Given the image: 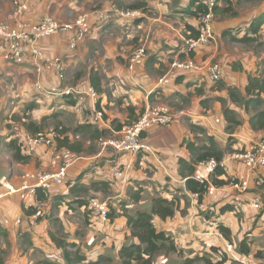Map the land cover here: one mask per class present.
Here are the masks:
<instances>
[{
	"label": "crops",
	"instance_id": "0c3cea01",
	"mask_svg": "<svg viewBox=\"0 0 264 264\" xmlns=\"http://www.w3.org/2000/svg\"><path fill=\"white\" fill-rule=\"evenodd\" d=\"M22 1L29 4L20 18L24 22L33 24L45 16H52L61 23H71L84 15L91 29L78 41L76 48L70 46L74 31L49 36L39 42L38 47L44 53L64 58L66 77L62 81L55 70L45 66L38 70L31 51L27 52L23 63L8 62L4 57L7 43L0 40V139L5 137L2 139L4 145L8 142L7 146L13 149V158L22 171L21 176L13 174L4 187L0 186V192L5 194L0 198V219L9 220L1 228L7 236L0 237L3 250L6 248L9 252L5 264H33L45 257L65 264L63 249L49 234L51 213L71 235L76 228L81 230L80 226L90 228L84 240L76 235L66 238L77 245L88 261L105 255L110 256L113 263L121 264L120 249L131 239L127 218L120 215V203L125 201L130 211L149 210L153 198L158 196L175 200L177 209L173 217L155 216L153 221L158 230L171 235L176 249L162 251L153 264H184L186 258L197 255H205L214 263L223 260V264H247L248 260L264 257V167L250 171L235 156L238 149L263 137L264 129H252L249 122L252 112L232 102L228 92L231 86L243 94L248 74L264 68V56L258 58L255 50L250 57L231 56L225 49V40L230 36L223 37V32L235 26L217 23L216 39L218 37L223 51L224 78L212 82L205 69L193 70L162 85L160 79L174 59L193 60L203 66L212 63L219 49L215 40V44L196 52L183 50L184 40L190 34L188 25L197 27V18L190 11V0ZM13 2L0 0V20L13 22L18 19ZM125 9L138 10L140 14L135 18L120 15L119 10ZM100 11L112 14V19H99ZM143 45L151 52L148 61L129 69L130 56ZM222 81L223 85L219 86ZM37 82L44 88L56 86L61 91L47 94L37 87ZM90 87L96 90V97L89 94ZM13 89L18 94V107L9 109L7 98L8 94H14ZM68 89L75 92L65 93ZM212 97L224 98L242 123L228 130L223 106L218 100L209 102ZM148 104L166 105L174 115L170 125H153L145 134L157 158L152 154L121 155L112 147L103 146L102 138L117 137L124 126L140 117ZM97 111L102 112V116H96ZM217 119L220 121L216 122ZM18 121L24 138L39 131L53 133L63 128L61 136L80 156L71 168L70 185L51 189L46 215H41V210L34 207L29 208L31 213H26L18 198L19 192L7 193L10 187H21L22 174L26 172L55 170L52 150L45 146L25 161L16 159V151L9 142L14 138V124ZM192 123L205 128V134L212 136L219 147L227 149L223 158L225 174L221 179L246 176L245 189L236 188L230 181L215 186L213 193H206L201 199L186 189V177L180 174L179 160H190L192 156L183 142L185 139L200 142L202 137L192 130ZM84 125L90 127L84 128ZM112 158L122 164L120 177L114 175L116 165L111 162ZM94 182L104 183L87 192H77ZM75 184V192H72ZM137 190L141 198L135 202L130 198ZM93 196L106 201L116 214L110 225L88 212L85 204L77 202V199L87 200ZM258 201L260 208L256 207ZM225 206L230 208L224 211ZM86 211L91 218L85 216ZM18 219L20 224L16 223ZM221 225L230 230L231 240L222 234ZM20 230L25 232L24 236L19 235ZM132 241L137 242L136 239ZM242 243L248 250L246 254L240 251Z\"/></svg>",
	"mask_w": 264,
	"mask_h": 264
},
{
	"label": "built area",
	"instance_id": "2783aa9c",
	"mask_svg": "<svg viewBox=\"0 0 264 264\" xmlns=\"http://www.w3.org/2000/svg\"><path fill=\"white\" fill-rule=\"evenodd\" d=\"M16 7V15L18 19L13 22L0 20V40L7 43V51L4 54L5 59L10 63H23L27 57V52L31 51L35 58L36 65L41 70L42 66L48 69L55 70L58 77L63 80L66 77V63L64 58L59 55H48L44 53L39 47L38 43L41 39L59 35L68 31H74V35L70 40V46L76 48L79 40L84 39L90 32L91 26L87 16L81 15L71 23H61L52 16H45L37 23H27L20 18L25 11L29 9L28 1L14 0ZM197 3L204 7L205 12L197 17V31L195 37H187L184 40L183 50L186 53L196 52L214 42L216 35L214 31L215 23V8L219 0H197ZM120 15L129 16L132 18L138 17L140 12L138 10L125 9L119 10ZM98 17L101 20H111L112 14L100 11ZM149 54L145 46L136 48L128 61V68L133 70L136 67L144 64L148 59ZM206 70L208 78L212 82H219L223 78V70L219 63L212 62L206 65H200L193 60L174 59L167 73L160 79L162 85H166L170 80L178 75L184 74L188 71ZM37 87L47 94L60 93V88L52 86L44 88L39 82ZM75 92L74 89H68L65 93ZM93 97L97 96V92L93 87L88 90ZM96 116H102V112L97 111ZM174 120V115L170 108L166 105L148 104L140 117L124 126L119 135L115 138L101 139L104 147H112L118 154L138 156L139 154H152L156 156L155 149L147 141L145 134L153 125H170ZM220 120L217 119L216 122ZM45 146L52 150V159L55 165V170L51 172H26L22 175V185L20 188H8L7 193L12 194L19 192L23 207H34L44 210L50 205L51 189L55 186L64 185L70 175L72 166L80 159V156L69 148H59L49 132H37L29 135L22 142V151L29 154L34 153L39 147ZM235 156L245 165L250 171L258 170L264 167V136L253 141L249 145L238 149ZM112 163H115L116 168L114 175L120 177L123 174L121 162L112 158ZM219 167L224 168V161H217L209 159L200 162L193 173V178L207 183V192L213 193L215 185L212 183V176ZM187 179V178H186ZM232 184L238 189H245L247 187L246 176L242 178L232 179ZM43 197H39V194ZM5 194L0 192V198ZM198 196L197 193H194ZM256 207L260 208V201L256 202ZM85 208L91 212L93 216L108 222L110 220V207L106 201L97 197H90L86 200ZM21 220H17L20 224ZM9 223L7 219H0V229ZM247 264H264V257L261 259H251Z\"/></svg>",
	"mask_w": 264,
	"mask_h": 264
},
{
	"label": "trees",
	"instance_id": "16d2710c",
	"mask_svg": "<svg viewBox=\"0 0 264 264\" xmlns=\"http://www.w3.org/2000/svg\"><path fill=\"white\" fill-rule=\"evenodd\" d=\"M223 1V0H219ZM230 4L243 3V2H260L264 0H227ZM233 3V4H234ZM219 4V3H218ZM190 6L192 7L191 14L194 17H199L202 13L205 12L203 6L197 3V0H190ZM245 28L242 26L237 27H228L223 32V37L230 36L231 41L240 42L244 44H249L253 42L264 43V10L260 11L254 15L248 22L245 24ZM188 30L190 34L189 37H195L198 34L196 27L188 25ZM44 39V38H43ZM42 40V39H41ZM40 40V41H41ZM39 41V42H40ZM39 44V43H38ZM57 74V73H56ZM58 77V74H57ZM58 79L62 81L59 77ZM93 86L97 89L96 84L92 81ZM229 96L232 102L242 105L247 112H252L249 122L252 129L260 131L264 129V68L257 69L254 73L248 74L247 84L245 86V92L242 94L236 87L228 88ZM224 103V99H221ZM225 119L228 123V130H231L233 127H237L242 123L239 119L238 113L229 106H225L223 109ZM82 127H90V125H84ZM192 130H198L202 133H206L205 128L199 125H192ZM63 128H58V130L51 133L53 135L54 141L59 148H69L75 151V147L70 145L66 138L61 136ZM41 132V131H39ZM94 134V133H93ZM98 137V136H97ZM100 137V135H99ZM18 142L12 139L9 142V145L14 147L16 159L25 161L29 156H26L22 151V142ZM190 153L191 159L186 160L180 158L179 160V171L180 174L186 177V189L189 192L197 193L199 199H201L204 194L207 192V183L200 182L193 178V173L195 172L196 166L202 162L209 159H215L217 161L223 160L227 149H222L217 144L216 140L212 136H206V139H201L200 142L194 140L185 139L183 142ZM225 174L223 167H219L215 174L212 176V183L215 186H220L226 184L232 180L221 179V176ZM104 182H94L89 187H82L77 190L78 193L87 192L91 189L97 187V184H103ZM76 184L72 186V192H75ZM39 197H43L39 194ZM141 198L140 190H137L135 194L131 196L132 201H139ZM77 202L80 205L86 204V199H77ZM54 203H57L54 202ZM121 212L120 215H123L127 218V226L130 229V239L131 241L124 244L120 249V259L121 264H153L156 256L162 251L175 250V244L171 235L165 231H160L156 228L154 224V217L159 216L162 219H167L168 217H173L176 212V203L175 200H169L168 198L158 196L153 198L152 205L149 210L135 209L130 211L127 208L126 202H121ZM31 208V207H29ZM23 207L26 213H31V211ZM230 207L225 206L222 210L226 211ZM91 213V212H90ZM41 216V215H40ZM116 214L111 210L109 212L110 220L113 221ZM43 217V216H41ZM52 221V229L49 234L52 241L60 248L63 249V257L65 264H110L113 259L110 256L101 255L96 261H88L85 254H82L77 248V245L73 242H68L64 234V227L58 217H55L53 213L48 216ZM222 234L228 239L231 240V232L225 226H219ZM6 235L4 229H0V236ZM136 239L137 242L132 241ZM243 243L240 246V251L243 253H248V250H245ZM3 250L0 245V264H5V259L2 256ZM33 264H61L51 258L45 257L40 260H37ZM184 264H223V260L214 263L207 256L197 255L193 258H186Z\"/></svg>",
	"mask_w": 264,
	"mask_h": 264
},
{
	"label": "rangeland",
	"instance_id": "374dc122",
	"mask_svg": "<svg viewBox=\"0 0 264 264\" xmlns=\"http://www.w3.org/2000/svg\"><path fill=\"white\" fill-rule=\"evenodd\" d=\"M233 3L230 4L229 1L223 0V1H220L219 4L216 6L215 13H214L215 14V23H214L215 35H216V27L215 26L217 25V23H224L225 25H233V26H235L234 29H236L239 26H242V28H245L246 22H248L254 15L259 13L262 10V8H264V1H260V2H243L241 4L240 3L238 4L236 2L234 4ZM216 41L218 42L217 44H218L219 49L216 50V51L214 50L216 56L210 62L219 63L221 65V67H222L223 72H224V67H223L224 60L221 59V55H222L223 51L220 50L221 46H220V42H219L218 37H217ZM215 43L216 42H213L211 44H215ZM146 49H147L149 57H150V53L151 52H150V50L147 47H146ZM178 49L179 48H177L175 50H178ZM225 49H226L227 52H229L231 54V56L235 55L236 57H248V56L250 57L251 54L253 53L252 50H255L254 55H256L258 58L259 57L262 58L264 56V43H259V42H253V43H249V44H244V43H240V42H232L230 40V38H229V39L225 40ZM149 57H148V59H149ZM148 59L144 62V64L148 61ZM144 64H142L140 66H143ZM223 78H224V73H223ZM222 85H223V81L219 83V86H222ZM12 91L14 92V94L13 93H10V95L8 94V98H7L8 101H7L6 107L9 108V109L10 108H14V107H16V108L18 107V101H19L18 94L15 93L16 90L13 89ZM221 99L222 98H219V97H217V98L212 97V98H210L209 102L218 100L222 104L223 109H224L225 106H227V102L223 98L224 101H225L223 103L221 101ZM224 118H225V116H224ZM192 125H195V124L192 123L191 126ZM21 126L22 125H21V123L19 121L16 122L14 124V130H13L14 133H12V135L14 137L13 139L16 140L18 143L19 142H23L29 136V135H26L25 138L22 137V135H21V133L19 131V129H20L19 127H21ZM0 127H1V125H0ZM227 128H228V125H227ZM196 131L198 133L202 134V137L199 138V141L201 139H206L207 134L202 133V132H200L198 130H196ZM30 135H33V134H30ZM3 138H5V137H3ZM3 138L0 139V186L4 187L5 183H7L10 180V177L13 174L17 175V176H21L22 171L18 167L19 163H17L14 160V158H13V149L9 148L7 146L8 142H5V145H4V141L2 140ZM38 149L32 154H29L28 152H25V151L23 153L26 156H31V155L36 154ZM11 172H12V174H11ZM9 173H10V176H8ZM70 183H71V180L68 178L67 182L64 185L65 186H69ZM82 193H84V192H82ZM93 197L100 198L99 196H93ZM18 198L22 202L21 197H20V193L18 194ZM48 210H49V207L47 208V206H46L44 210H41L40 214L41 215H46L48 213ZM85 216L87 218H91L92 217L91 214L87 213V211L85 212ZM99 220H101V219H99ZM102 222L105 223V224H108V225H110L112 223L111 220H109L108 222H105V221H102ZM80 228H81V230L76 228L75 231L72 232V235L70 233H66L65 230H64L63 236L66 237V238H69V239L74 238V237L77 236V238H79L81 240H84L86 234L90 231L89 230L90 228L88 229L85 226H80ZM86 230H87V232H86ZM23 233H25L23 230L19 231V235H23ZM2 236H5V235H2ZM6 236H7V233H6ZM0 245L2 246L1 239H0ZM2 250H3V248H2ZM2 256H3V258L5 260L8 259L9 252H8V250H6V248H5V250H3ZM261 258H263V257H259L258 259H261ZM110 264H115V263L112 262Z\"/></svg>",
	"mask_w": 264,
	"mask_h": 264
}]
</instances>
